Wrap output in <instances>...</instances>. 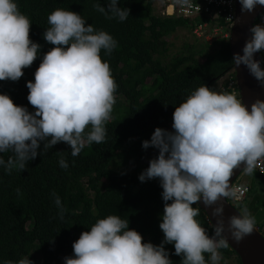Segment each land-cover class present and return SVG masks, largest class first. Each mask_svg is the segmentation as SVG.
<instances>
[{
    "label": "clouds",
    "instance_id": "obj_1",
    "mask_svg": "<svg viewBox=\"0 0 264 264\" xmlns=\"http://www.w3.org/2000/svg\"><path fill=\"white\" fill-rule=\"evenodd\" d=\"M178 2L191 4V0ZM238 3L241 14L264 6V0ZM105 5L93 3L92 7L108 19L122 22L129 17L128 9L118 6L119 0H106ZM260 21L248 29L242 54L234 53L231 62L235 68L243 65L264 87L262 60L253 58L254 53L264 51V13ZM47 24L42 38L52 47L42 55L33 80L25 84L26 100L34 110L14 105L7 94H0V153H11L7 160L0 158L5 172L23 170L37 157L38 148L42 155L64 142L75 157L86 145L105 139V122L110 119L117 85L100 52L109 56L117 41L106 31L86 25L80 14L62 8L47 15ZM29 28L30 21L16 0H0V81L18 80L22 69L39 55L40 45L29 39ZM171 129L157 127L148 140L141 141L143 149L153 147L158 153L137 177L140 182L157 178L162 189L160 244L142 243L127 219L109 214L79 234L71 245L72 255L64 257L63 264H172L165 244L173 246L180 264H218V250L228 246L223 235V204L218 201L232 196L229 178L233 169L243 164L242 171L250 174L257 161L264 159V101L256 99L246 108L232 93L201 84L174 107ZM58 165L68 167L63 156ZM52 197L62 218L60 199L54 193ZM197 201L205 206L216 204L212 235L195 219L200 209L192 205ZM253 226L246 208L227 219L235 242L250 234ZM0 264L32 261L22 256Z\"/></svg>",
    "mask_w": 264,
    "mask_h": 264
},
{
    "label": "trees",
    "instance_id": "obj_2",
    "mask_svg": "<svg viewBox=\"0 0 264 264\" xmlns=\"http://www.w3.org/2000/svg\"><path fill=\"white\" fill-rule=\"evenodd\" d=\"M162 1L119 0L118 6L129 12L121 22L92 7L93 3L106 6V0H16L30 21L29 39L40 45L39 55L22 69L18 80L0 81V94H7L14 105L34 110L26 100L25 84L33 80L42 55L52 47L42 33L49 27L47 15L56 8L80 14L86 25L106 31L117 41L109 56L100 52L101 59L109 63L117 88L102 143L86 145L73 157L67 144L60 142L42 155L38 148L37 157L23 170L5 172L0 168V261L29 256L32 264H63V258L72 255L71 245L79 234L109 214L127 219L129 229L141 235L142 243L160 244L162 189L157 178L137 179L148 166L147 162L140 168L138 159L151 152L149 161L158 150L143 149L141 141L148 140L157 127H171L174 107L192 90L201 84L213 89L233 69L229 40L223 38L186 44L181 53L168 59L167 39L179 30L193 35L197 19L168 17L161 11L155 15L154 6ZM9 155L0 153V158L7 160ZM61 156L67 168L59 167ZM252 172L257 186L250 185V194L236 208L239 212L246 208L254 218L259 212L258 200H264V193H257L264 187V177ZM53 193L60 199L62 218ZM192 206L199 207L197 202ZM195 219L212 235L213 227L204 211L200 209ZM254 226H264V219L254 221ZM164 247L172 264H180L181 257L173 254V246ZM218 251L223 260L235 259L236 264H242L229 246Z\"/></svg>",
    "mask_w": 264,
    "mask_h": 264
},
{
    "label": "built area",
    "instance_id": "obj_3",
    "mask_svg": "<svg viewBox=\"0 0 264 264\" xmlns=\"http://www.w3.org/2000/svg\"><path fill=\"white\" fill-rule=\"evenodd\" d=\"M237 2L238 0H191L190 6H184L178 0H163L161 13L168 17L197 19L193 29L194 37L198 41L211 43L216 39L229 40L236 19ZM256 23H261L260 15L255 20L254 24ZM260 55L261 65L264 67V51H261ZM218 91L230 92L237 99H241L233 69L221 79ZM253 170L264 177V159L258 160ZM242 175L230 186L232 196L226 197L227 202L234 208L242 204L250 194V185L241 182ZM260 226H256V230L264 237V226Z\"/></svg>",
    "mask_w": 264,
    "mask_h": 264
},
{
    "label": "water",
    "instance_id": "obj_4",
    "mask_svg": "<svg viewBox=\"0 0 264 264\" xmlns=\"http://www.w3.org/2000/svg\"><path fill=\"white\" fill-rule=\"evenodd\" d=\"M263 10L264 6L257 5L252 13L241 14L240 5L237 2L236 19L229 38L231 57L234 53L242 54L241 48L250 35L248 29L254 24ZM253 58L261 60L260 52L254 53ZM233 70L236 74L241 99L245 107L247 108L256 99L264 101V87L259 86L258 82L248 73L247 69L243 65H240L238 68H235L233 65ZM242 168L243 164L233 169L232 175L229 178V186L244 173ZM218 203L223 204V219L225 222L223 235L228 240L229 248L237 254L242 264H264V238L253 226V231L250 234L244 236L239 242L233 241L227 228V219L230 215H236L240 212L227 202L226 197L220 198ZM197 204L207 215L213 227L216 218L212 217V210L216 207V204L205 206L200 201H197Z\"/></svg>",
    "mask_w": 264,
    "mask_h": 264
},
{
    "label": "rangeland",
    "instance_id": "obj_5",
    "mask_svg": "<svg viewBox=\"0 0 264 264\" xmlns=\"http://www.w3.org/2000/svg\"><path fill=\"white\" fill-rule=\"evenodd\" d=\"M155 15H160L159 11H161V7L162 4L161 3H156L155 6ZM198 41L193 35H191L189 32L187 31H177L174 35L170 36L167 39V42L169 43V47H170V51H169V57L173 58L175 56H177L179 53H181L184 49V46L186 44H190V43H194ZM200 42V41H198ZM201 43V42H200ZM219 88V83H216L213 86L214 90L218 91ZM168 131H171V127L167 128ZM151 152L145 154L142 158L138 159V165L140 166V168L144 167L147 165L148 159L151 156ZM129 170H133V168L129 167ZM242 184H247V185H252L253 187L257 186V180H256V175L255 173H250V174H243L242 175V180H241ZM258 189V188H257ZM264 189V187H263ZM263 189H258L257 193H261L263 194L264 192H262ZM259 204V212L257 215L254 216V221L256 223L261 222L262 219H264V200H258ZM218 264H236L235 259H230V260H223L222 258L220 259V261L218 262Z\"/></svg>",
    "mask_w": 264,
    "mask_h": 264
}]
</instances>
